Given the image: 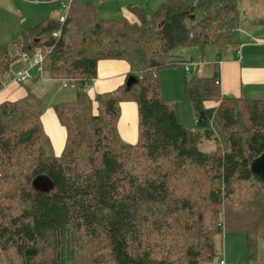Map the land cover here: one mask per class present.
<instances>
[{
    "label": "trees",
    "instance_id": "obj_1",
    "mask_svg": "<svg viewBox=\"0 0 264 264\" xmlns=\"http://www.w3.org/2000/svg\"><path fill=\"white\" fill-rule=\"evenodd\" d=\"M132 9L136 22L103 19L95 3L69 0L64 21L50 15L23 30L22 51L40 52L45 73L74 79L77 94L54 105L66 132L60 154L44 125L45 95L28 86L0 102V264H219L220 223L245 233L254 259L264 184L251 163L264 151V99L223 96L217 67L193 74L185 97L197 121L188 128L159 78L185 62L181 47L238 46L237 0H167L150 16ZM104 59L127 61L135 81L91 97L84 83ZM12 60L0 44V90ZM124 101L138 105L135 144L118 129ZM204 139L214 148L204 151Z\"/></svg>",
    "mask_w": 264,
    "mask_h": 264
},
{
    "label": "crops",
    "instance_id": "obj_2",
    "mask_svg": "<svg viewBox=\"0 0 264 264\" xmlns=\"http://www.w3.org/2000/svg\"><path fill=\"white\" fill-rule=\"evenodd\" d=\"M52 1L55 0H0V44L10 45L14 43L15 45L17 44L18 49L17 52L9 50L13 60L8 74L9 80L0 90V102L26 96L28 93V82L32 83L31 87L36 90L43 83H49L54 80L46 78L36 82L30 80L18 83L13 79V75L17 70L26 68L29 60L40 54V52L36 51V53L28 57L22 51L19 40L22 37L23 30L33 28L50 15L54 16V13L49 11L51 8L48 6ZM88 1L96 4L99 18L117 19L120 17L116 16H127L128 19L136 17L139 20L138 15L132 8L137 7L150 16L167 0ZM10 8H12V11ZM262 18H264V11L260 18L253 21L252 27L245 28L241 25L238 38L239 45L224 52H219L218 57L205 60L207 48L202 52L199 47H181L177 49L176 53L185 62L160 71L161 94L164 98L175 101L178 119L184 126L193 128L197 121L192 103L185 97V83L192 75L191 72L194 68H196L198 75L212 76L217 67L219 86L223 96L264 99V23H258V20ZM242 35H246V37L243 38ZM239 39L244 40V42H240ZM194 48H198V50ZM188 63L190 67L186 69V64ZM129 72L130 65L125 60H100L98 63V74L87 91L91 97H95L99 93L114 90L126 83ZM76 94H74L73 98L76 97ZM44 95L47 96L46 93ZM67 95L73 96V93H67ZM205 105L206 108L212 109L217 105V102L208 101ZM118 129L122 138L128 143L135 144L138 142L139 112L136 102L124 101L121 103Z\"/></svg>",
    "mask_w": 264,
    "mask_h": 264
},
{
    "label": "rangeland",
    "instance_id": "obj_3",
    "mask_svg": "<svg viewBox=\"0 0 264 264\" xmlns=\"http://www.w3.org/2000/svg\"><path fill=\"white\" fill-rule=\"evenodd\" d=\"M49 11L54 13V16L65 14V7H69V0H55L49 3ZM237 6L241 13V25L245 28H250L253 26V21L260 18L262 12L264 11V0H237ZM12 11V8H10ZM122 17V16H116ZM124 17V16H123ZM127 18V16H126ZM130 18L131 22L138 21L137 18ZM129 19V20H130ZM243 38L246 35H242ZM244 42V40H240ZM9 50L17 52V44L11 43L8 45ZM198 50V48H194ZM177 51V50H176ZM219 47L216 45H209L207 47V53L205 60L210 58L218 57ZM189 55V54H188ZM193 74H198L196 68L191 72ZM28 86H32V83H27ZM34 90V89H33ZM39 95L47 94L44 104H43V119L46 131L49 134L50 140L53 144V149L56 154H60L65 145V129L59 122L57 114L54 110V105L56 102L70 101L74 99V94H76L77 89L72 87H64L63 82L60 80H53L52 82H45L39 88L34 90ZM67 93H73V96H68ZM247 95V94H245ZM215 146L213 141L204 139L200 144V147L204 151H210ZM220 227V226H219ZM221 228V227H220ZM221 246L223 247V257L226 259L228 264H236L239 262H244L245 264H264V237H260L258 241V247L254 259L249 258L250 249L246 242V235L244 232L234 231L231 228L224 229L222 233ZM222 249V248H221ZM232 259V260H231Z\"/></svg>",
    "mask_w": 264,
    "mask_h": 264
},
{
    "label": "built area",
    "instance_id": "obj_4",
    "mask_svg": "<svg viewBox=\"0 0 264 264\" xmlns=\"http://www.w3.org/2000/svg\"><path fill=\"white\" fill-rule=\"evenodd\" d=\"M66 11L68 10V7H65ZM66 18V13L61 15L60 19L61 21H64ZM54 35H58V32H54ZM43 63H44V56L42 54H39L33 58H31L29 60L28 66L26 68L23 69H19L17 70L14 75H13V79L14 81L18 82V83H24L30 80H34L35 78H39L38 80H44V79H49V80H56L55 78H53L50 74L45 73L44 69H43ZM194 63V62H192ZM189 63L186 64V69H189ZM93 80L90 81H86L84 83V88L87 90L91 87V83ZM63 82V86L64 87H72L75 88V80L74 79H65L62 81ZM219 82V80L217 81ZM220 227L221 229H225L224 228V224L220 223ZM219 264H228L226 259L223 257L220 258L219 260Z\"/></svg>",
    "mask_w": 264,
    "mask_h": 264
},
{
    "label": "water",
    "instance_id": "obj_5",
    "mask_svg": "<svg viewBox=\"0 0 264 264\" xmlns=\"http://www.w3.org/2000/svg\"><path fill=\"white\" fill-rule=\"evenodd\" d=\"M134 81V77H129L127 80V85L130 86ZM251 170L261 177L264 184V151L252 161Z\"/></svg>",
    "mask_w": 264,
    "mask_h": 264
}]
</instances>
